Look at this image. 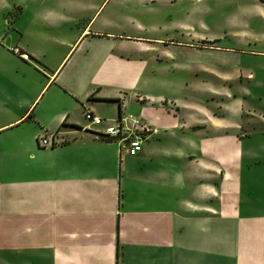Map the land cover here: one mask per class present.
Segmentation results:
<instances>
[{
    "label": "crops",
    "instance_id": "obj_1",
    "mask_svg": "<svg viewBox=\"0 0 264 264\" xmlns=\"http://www.w3.org/2000/svg\"><path fill=\"white\" fill-rule=\"evenodd\" d=\"M104 1L4 7L0 264H264V142L243 129L250 117L233 124L160 82L170 37L91 21ZM86 108L134 110L155 132L119 154L84 127Z\"/></svg>",
    "mask_w": 264,
    "mask_h": 264
},
{
    "label": "rangeland",
    "instance_id": "obj_2",
    "mask_svg": "<svg viewBox=\"0 0 264 264\" xmlns=\"http://www.w3.org/2000/svg\"><path fill=\"white\" fill-rule=\"evenodd\" d=\"M133 1L105 0L91 21L98 16L106 29L123 34L170 37L169 52L154 54V76L169 89L183 87L187 97L200 98L203 107L233 124L239 114L250 117L243 129L264 142L258 128L264 124V1ZM14 3L0 0V25L10 24L15 12L4 7ZM134 110L129 112L137 115Z\"/></svg>",
    "mask_w": 264,
    "mask_h": 264
},
{
    "label": "built area",
    "instance_id": "obj_3",
    "mask_svg": "<svg viewBox=\"0 0 264 264\" xmlns=\"http://www.w3.org/2000/svg\"><path fill=\"white\" fill-rule=\"evenodd\" d=\"M12 50L24 60L29 59V54L20 48L14 46ZM83 118L86 122L84 127L96 138L115 142L119 154H137L143 143L155 132L151 124L142 117L124 110L119 111L114 118H103L86 108ZM63 141L62 138L53 141L51 137L37 136V145L41 147H51Z\"/></svg>",
    "mask_w": 264,
    "mask_h": 264
},
{
    "label": "trees",
    "instance_id": "obj_4",
    "mask_svg": "<svg viewBox=\"0 0 264 264\" xmlns=\"http://www.w3.org/2000/svg\"><path fill=\"white\" fill-rule=\"evenodd\" d=\"M260 1H264V0H260ZM113 100H116V99L113 98ZM105 141L113 142L112 140H105ZM118 249H119V245L117 243V245H116V257H118Z\"/></svg>",
    "mask_w": 264,
    "mask_h": 264
}]
</instances>
